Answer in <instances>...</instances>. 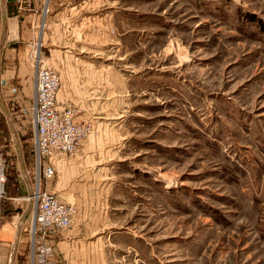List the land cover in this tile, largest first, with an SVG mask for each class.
<instances>
[{"label": "rangeland", "instance_id": "374dc122", "mask_svg": "<svg viewBox=\"0 0 264 264\" xmlns=\"http://www.w3.org/2000/svg\"><path fill=\"white\" fill-rule=\"evenodd\" d=\"M72 20L79 34L49 36L52 53L36 35L28 46L92 94L67 108L90 128L84 142L94 134L110 153L82 200L106 208L91 235L103 264H264V0H94ZM2 46L1 75L19 43L6 44L11 55ZM2 90L7 264L25 259L31 225L18 146L31 181L34 158L31 114ZM21 222L26 243L11 253L2 242L16 241Z\"/></svg>", "mask_w": 264, "mask_h": 264}, {"label": "crops", "instance_id": "0c3cea01", "mask_svg": "<svg viewBox=\"0 0 264 264\" xmlns=\"http://www.w3.org/2000/svg\"><path fill=\"white\" fill-rule=\"evenodd\" d=\"M93 2L94 0H0V25L2 28L0 39H3V53H5L8 42L19 43V47L12 56L15 60V68L13 71H4L3 75L0 74V85L2 91H6L10 86L16 87L17 96L13 100L16 107L20 108L19 110L25 115L26 120L30 114L28 107L34 95L35 78L33 68L31 69V66L24 62V55L29 47L28 42L37 35L35 33L36 26L40 24L43 16V6L45 5L48 14L44 17V26L39 38L41 46L52 53L53 50L48 45L50 44L49 36L79 34L78 29L72 25V19L85 8L92 6ZM85 21L86 19H83L82 22ZM11 49L6 50V53ZM11 53L10 51L9 55ZM67 54V51H61L55 57L64 62L63 59ZM63 71L66 70L63 68ZM8 73L12 75H8ZM7 76L8 78L11 76V79H7ZM58 77H60V85L57 92V110L63 111L74 103L84 104L92 100V94L89 95L84 91L78 92L77 88L80 85L74 78L70 77L68 80L65 74H58ZM7 93L9 94L8 91L2 92L5 97ZM23 125L24 121L14 124L18 129L24 127ZM97 138L96 135L92 134L73 156L60 152L45 159V164L52 166L54 175L52 179L43 183V186L57 200L70 201L75 206L72 227L57 232L52 239L54 253H56L59 264H103L104 262V257L99 252L101 250L100 245L95 239L92 240L91 235L99 227V219L106 215V208L98 207L95 202L93 209H88L84 207L85 204L82 201L86 198V193L96 189L94 181L97 178V174L94 172L96 165H100L103 158L109 157L108 159H111L110 153L106 152L107 148H103L102 143ZM20 154L21 150L18 146L16 158L19 164V173L24 180L27 192H29L28 185L31 182V177L27 172L24 158H21ZM25 225L21 222L15 226V242L8 240L2 242L11 248V253L21 249L20 243L23 241L19 237H21L22 231H26ZM3 228L5 227L3 226ZM5 261V256L0 253V264H4ZM15 263L20 264L16 257L11 255L7 264Z\"/></svg>", "mask_w": 264, "mask_h": 264}, {"label": "built area", "instance_id": "2783aa9c", "mask_svg": "<svg viewBox=\"0 0 264 264\" xmlns=\"http://www.w3.org/2000/svg\"><path fill=\"white\" fill-rule=\"evenodd\" d=\"M47 11L44 5L40 24L36 26L37 37L41 34ZM29 46V58L33 64L35 78L34 95L28 107L33 126L31 142L34 169L32 170V191L27 197L31 202L32 213L23 264H59L52 239L57 232L72 227L74 209L70 205L59 202L42 186L54 175L52 166L45 164V159L60 152L73 156L90 133V128L85 124L74 122L72 109L65 108L63 111L56 109L60 77L54 70L44 66L40 60V44L34 43ZM9 93L13 94L15 99L16 87L10 86ZM4 170V159L0 147V212L2 200L5 198Z\"/></svg>", "mask_w": 264, "mask_h": 264}, {"label": "trees", "instance_id": "16d2710c", "mask_svg": "<svg viewBox=\"0 0 264 264\" xmlns=\"http://www.w3.org/2000/svg\"><path fill=\"white\" fill-rule=\"evenodd\" d=\"M2 154H3V150H2ZM4 157V155H3ZM4 166H5V170H4V175L6 176V181H7V175H6V164H5V161H4ZM6 181H5V186H4V191H5V188H6ZM5 195H6V191H5ZM4 200V199H3ZM3 200H2V203H3ZM2 203H1V207H2ZM3 208V207H2ZM1 212H2V209H1ZM0 212V213H1ZM25 261V259L20 263V264H23V262Z\"/></svg>", "mask_w": 264, "mask_h": 264}, {"label": "bare ground", "instance_id": "6f19581e", "mask_svg": "<svg viewBox=\"0 0 264 264\" xmlns=\"http://www.w3.org/2000/svg\"><path fill=\"white\" fill-rule=\"evenodd\" d=\"M30 201V200H29Z\"/></svg>", "mask_w": 264, "mask_h": 264}]
</instances>
